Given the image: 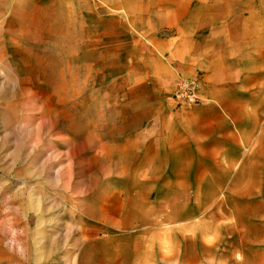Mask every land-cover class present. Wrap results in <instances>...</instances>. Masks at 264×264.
Segmentation results:
<instances>
[{"label": "rangeland", "instance_id": "rangeland-1", "mask_svg": "<svg viewBox=\"0 0 264 264\" xmlns=\"http://www.w3.org/2000/svg\"><path fill=\"white\" fill-rule=\"evenodd\" d=\"M159 10L0 0V264H239L234 227L202 237L148 198L142 129L202 100L196 78L161 86Z\"/></svg>", "mask_w": 264, "mask_h": 264}, {"label": "crops", "instance_id": "crops-1", "mask_svg": "<svg viewBox=\"0 0 264 264\" xmlns=\"http://www.w3.org/2000/svg\"><path fill=\"white\" fill-rule=\"evenodd\" d=\"M143 2L171 35L161 51L176 66L163 65L161 86L196 78L202 98L142 129L160 168L148 198L202 237L234 227L239 264H264V0Z\"/></svg>", "mask_w": 264, "mask_h": 264}, {"label": "built area", "instance_id": "built-area-1", "mask_svg": "<svg viewBox=\"0 0 264 264\" xmlns=\"http://www.w3.org/2000/svg\"><path fill=\"white\" fill-rule=\"evenodd\" d=\"M178 94H181V92H180V91H178Z\"/></svg>", "mask_w": 264, "mask_h": 264}]
</instances>
